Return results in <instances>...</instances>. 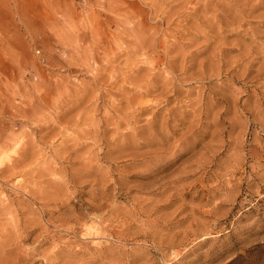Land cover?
I'll use <instances>...</instances> for the list:
<instances>
[{
  "label": "rangeland",
  "instance_id": "rangeland-1",
  "mask_svg": "<svg viewBox=\"0 0 264 264\" xmlns=\"http://www.w3.org/2000/svg\"><path fill=\"white\" fill-rule=\"evenodd\" d=\"M0 158L20 264H264V0H0Z\"/></svg>",
  "mask_w": 264,
  "mask_h": 264
},
{
  "label": "bare ground",
  "instance_id": "bare-ground-1",
  "mask_svg": "<svg viewBox=\"0 0 264 264\" xmlns=\"http://www.w3.org/2000/svg\"><path fill=\"white\" fill-rule=\"evenodd\" d=\"M250 3V2H249ZM246 4V3H245ZM142 107H144V106H142ZM146 107V106H145ZM145 110H147V107L146 108H142V109H136V110H134L133 111V113L130 115V117L131 116H134L133 118H135V116H136V118H137V116H139L140 115V112L142 113V112H144ZM137 114V115H136ZM129 117V118H130ZM116 123V122H115ZM114 123V124H115ZM120 123V122H119ZM4 157V161H5V159H6V157H5V155L3 156ZM1 159V158H0ZM7 160V159H6ZM3 162H0V165L2 164ZM2 166V165H1ZM73 181V180H72ZM67 184H68V182H67ZM57 187H59V186H57ZM62 190V189H61ZM82 191V190H81ZM79 192V194L80 195H82V192ZM101 192V191H100ZM78 194V193H77ZM98 196H102L101 194L100 195H98ZM41 198V197H40ZM79 198V197H78ZM98 199V198H97ZM97 199L95 198V199H92L91 200V202L90 203H88L89 205H91V206H94L95 204H96V201H97ZM101 198H99V204H100V201H102V200H100ZM51 200V199H50ZM54 200V199H53ZM104 201V200H103ZM102 201V202H103ZM51 202V201H50ZM101 202V203H102ZM60 203V202H59ZM54 204V203H53ZM98 204V203H97ZM107 204V203H106ZM47 205V204H46ZM49 205V204H48ZM64 205V204H63ZM103 206V210H104V204H102ZM108 205V204H107ZM57 207H59L60 209H61V204H57L56 205ZM96 206H98V205H96ZM101 206V205H100ZM90 207V206H89ZM88 207V208H89ZM63 208V207H62ZM59 209V210H60ZM91 209V211L93 212V211H100L101 209H99V208H93V207H91L90 208ZM103 210H101V211H103ZM20 211H22L21 209H20ZM19 211V212H20ZM47 217L49 216V222H51L55 227L54 228H56L57 230H63V231H65L66 233H70V235H77V232H78V229H80V227L82 226L81 225V223L78 221V219H75L76 217L75 216H73V217H71V218H65L64 220H62V222L60 223V222H58V221H53V219H52V216L54 215V213L56 212V211H49V212H47V211H45V210H43L42 211ZM90 212V211H89ZM23 213V212H22ZM22 213H21V215H22ZM108 213V212H107ZM127 213V212H126ZM101 215H99L98 217H103V213L101 212L100 213ZM130 215V214H129ZM105 216V215H104ZM126 216V215H125ZM75 217V218H74ZM74 218V219H73ZM82 219V218H81ZM80 218H79V220H81ZM104 218H101V220H103ZM131 219V218H130ZM84 220V219H83ZM57 222H58V225H57ZM60 223V224H59ZM93 223V222H92ZM73 224V225H72ZM34 225V224H33ZM94 225V223L92 224V226L90 225V226H88V224H84L82 227H84V231H85V235L86 236H89V235H91V236H93L94 234H92V232H93V230H95V225ZM100 225V224H99ZM81 227V228H82ZM31 228V227H30ZM95 231H97V230H95ZM95 231L93 232V233H95ZM37 232V229H36V227L33 229V227H32V230H30V231H28L27 232V234H26V232H25V234H26V236L28 237V236H32L33 234L35 235V233ZM98 232V231H97ZM99 233V232H98ZM45 234H50L49 233V231H44L43 233H41L38 237H36L35 239H33L34 241V243H38L37 245L38 246H44V244H46V243H48V242H55V243H59L60 242V240H58V239H55L56 238V236H57V233H54V239L53 238H50V237H52V236H49V235H45ZM97 235V234H96ZM25 236V235H24ZM16 238L17 239H15V237L14 238H10V240L8 241V243H12V244H14V248L16 249V250H14V251H21V253H23L21 256H23V257H21V256H18V255H16L17 254V252H16V254H15V252L13 251V250H5V249H1V253H3L4 255H6V259L7 258H9V256H11L12 255V257H11V259L10 260H6L5 259V261L3 262V261H1L0 262V264H20L21 263V259H24L25 257H27V256H31V254H33L32 252H31V254L27 251V252H24V250L23 249H21V244H22V242H24L25 240H26V238L25 239H23V240H21L20 241V238H18L17 236H16ZM62 238V237H61ZM3 240V239H2ZM82 242V241H81ZM78 243V242H77ZM76 243V244H77ZM60 244V243H59ZM61 245V244H60ZM10 246V245H9ZM57 246V245H56ZM12 247V246H11ZM22 250H23V252H22ZM34 250V249H33ZM32 250V251H33ZM35 251V250H34ZM33 251V252H34ZM55 251V250H54ZM64 252V248H62L61 246L60 247H58L57 246V250H56V252H52L53 253V255L51 256L50 254H46L45 256H43L44 258H46L45 260H46V262L47 263H49V264H61V262H59V259L61 258L60 256H61V254ZM71 254H76V255H78V254H82V252L81 251H69ZM104 252V255L105 254H107V256H109L111 253H109L108 251H103ZM1 253H0V255H1ZM51 253V252H50ZM9 254V255H8ZM16 256H15V255ZM30 254V255H29ZM20 255V254H19ZM42 255V254H41ZM103 255V256H104ZM2 256V255H1ZM40 256V255H39ZM1 258H3V257H1ZM29 259V258H28ZM27 260V259H26ZM25 260V261H26ZM57 260V262H55ZM25 261H23L24 263H25ZM28 261V260H27ZM30 261H31V259H30ZM23 263V264H24ZM66 264H68L67 262H65ZM26 264H28V262L26 263ZM62 264H63V262H62Z\"/></svg>",
  "mask_w": 264,
  "mask_h": 264
}]
</instances>
